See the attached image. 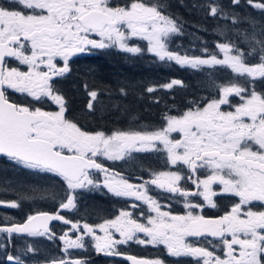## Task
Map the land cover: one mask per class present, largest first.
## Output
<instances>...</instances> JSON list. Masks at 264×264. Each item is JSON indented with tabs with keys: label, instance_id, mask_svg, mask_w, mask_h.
I'll list each match as a JSON object with an SVG mask.
<instances>
[{
	"label": "snow or ice",
	"instance_id": "obj_1",
	"mask_svg": "<svg viewBox=\"0 0 264 264\" xmlns=\"http://www.w3.org/2000/svg\"><path fill=\"white\" fill-rule=\"evenodd\" d=\"M240 4L241 0H231L233 7L227 8L219 0H203L192 5L217 21L223 37L216 41V51L205 42L201 55H196L171 47L172 37L183 34V25L164 5L151 0H0V157L49 181L44 187L17 185L19 199L0 200V206L19 209L20 202L44 199L45 194L59 203L54 213L35 211L23 222L5 214L0 223V264H28L35 258L40 248L27 238L61 241L62 255L37 264H88L70 250L87 249L89 243L96 253L122 257L130 264H167L160 257L122 251L130 241L162 245L169 257L178 258L176 264L179 258H191L190 264H264V91L257 90V81L264 82V24L258 26L250 14L237 13ZM247 4L264 16V0ZM243 21L251 28H242ZM144 41L146 47L139 43ZM111 49L132 56L147 53L198 72L230 70L232 75L222 83L210 75L212 94L190 101L176 115L165 113L158 127L116 129L111 134L89 131L66 116L57 84L71 73L73 58ZM176 86H183V81L172 79L159 87ZM84 88L90 111L96 110L101 95H112V89H90L87 82ZM155 91L157 87H147L148 93ZM17 94L22 102L13 98ZM119 94L127 95L124 86H119ZM45 99L58 110L37 106ZM135 154L157 155L165 170H149L151 179L137 177L142 182L134 184L98 162L99 157L130 162ZM57 185L62 196L55 191ZM151 185L173 194L171 199L182 197L185 212L162 211L159 199L149 194ZM101 187L117 198L142 202L147 212L133 203L131 210L122 208L95 226H81L61 214V209H77L78 189ZM221 196L232 200L222 215L201 214L206 207L216 209ZM51 221L71 223V228L57 237ZM16 239H25V246L17 248Z\"/></svg>",
	"mask_w": 264,
	"mask_h": 264
},
{
	"label": "flooded vegetation",
	"instance_id": "obj_2",
	"mask_svg": "<svg viewBox=\"0 0 264 264\" xmlns=\"http://www.w3.org/2000/svg\"><path fill=\"white\" fill-rule=\"evenodd\" d=\"M112 2L117 3V2H122V0H112ZM151 2L164 5L165 11L170 14L171 4L169 0H151ZM196 36L199 35L194 33L191 29H184L183 34L175 35L172 37L171 47L173 49L179 48L181 51L184 50L194 51L196 55H201L200 52L201 47H196V44L198 43L197 41H195L197 40ZM139 43H141L143 46L146 47L147 44L146 41ZM215 44L216 42L211 43V45H214V47H208L210 51H216ZM99 54H102L101 56L102 64L100 65L101 67L102 66L109 67L110 69L111 68L115 69L120 73H129L133 77H136L137 75H144L142 81L139 82L145 86V89L141 91V95L142 96L145 95L151 98L152 100L159 101L157 102L158 103L157 116L159 118H163L165 113L176 115L184 111L186 107L189 105L190 101L193 100L200 101L203 97H207L211 95L213 92V85L211 79L209 78L210 75L212 79H215L217 81V83L224 82L229 76L232 75L230 70H221L216 73H211V71L208 69H205L203 72H198L190 68H182L174 62L171 63L160 62L147 53L144 56H132L131 54L121 53L116 49L98 50L93 55L90 56L73 58V62L71 63V69H72L71 73L68 74L65 78L60 79L59 83L57 84V87L60 89V92L62 93L64 99L66 98L65 97L66 86L74 87L72 85V83L74 82V78L77 77V74L81 70V68H84L86 66V64L82 62L87 61L89 59H93ZM159 69L165 70L169 77L167 80L165 76L158 77L157 78V80L159 81L158 86L170 82L172 79H179L183 81L182 87L185 86L191 88L195 87V89L197 90V94H194V90H193L192 93L189 95L183 94V95L175 96L173 95L172 92H170V89H164L167 91V93L164 95H160L156 93L157 97L155 98L154 97L155 92L148 93L147 87L149 86L156 87L154 81L156 77V70ZM82 90H84L85 92L84 84H82L81 86L80 93ZM257 90L264 91V82L257 81ZM132 94H133L132 92L127 91L126 96H121L119 94V87H118V91L114 92V95H111V97L108 96V98H117L120 101L127 102L130 101V99L132 98ZM13 98L16 99L17 102L23 101V98L20 97L18 94L14 95ZM89 99L90 97H85L86 102H89ZM238 100H239L238 97L235 98V101L238 102ZM37 106L42 107L44 110L47 111L58 110V106L48 99H45L41 104ZM114 108L118 109L119 105L118 107H114ZM115 114L116 112L115 110H113L111 112L103 114V117H108ZM126 114L127 113H123L122 111L120 115L116 117V120H119L120 122H118L116 124L117 126L115 127H104L101 129L98 128V129H87V130L89 131L102 130L108 134H111V132L116 129L128 130L132 128H140L138 126L139 125L138 119L148 118L151 115L155 114V112L152 107H148V110L145 111L143 114L134 116L133 118H129V116H127ZM66 116L67 117L69 116L68 118L76 117L72 115L71 112H69V114L66 113ZM122 120H126V122H121ZM146 127H154V126L147 125ZM173 135L176 134L174 133ZM135 155H136V159L130 162H121V161L113 162L105 159L104 157H99L98 162H101L105 167L120 172L122 175L126 177H130V182L134 184H139L142 182V180L137 179V177H142L143 179H151L149 170H156V171L165 170L163 160L160 159L157 155L155 154H135ZM169 167L171 168L172 166ZM97 175L99 176V174ZM100 179L102 181L103 177L100 176ZM181 183H186L189 190L191 191L195 190V186L192 185L190 182L182 181ZM150 187L152 191L149 194L159 199V202L162 205L161 208L162 211H171L172 214H183L185 212L182 197L177 196L176 199H171L173 194L163 192L162 190L157 189L154 185H151ZM77 193H78L77 209L74 210L61 209L60 212L71 222L79 221L81 226L85 222L93 226L102 223L104 218H113L114 215L118 214V211L122 208H128L129 210H131L130 206L133 203L140 205L144 209V211L147 212V206L143 205L142 202L135 201L133 198H117L112 194H110L107 191V189L103 187H101L99 190L78 189ZM81 195L83 197H82V201L80 202ZM214 199L217 198L214 197ZM217 203H218V207L216 209L206 207L202 212L200 209H197V212H201V214L209 217L222 215L223 212L231 206L232 200L224 196H221L219 199H217ZM55 206L56 208L54 209V211H51L52 213H54L59 208V203H57ZM136 215L139 216V211H137ZM53 227H55L56 230H53ZM50 228L52 229V231H54L57 234V237H59L66 230L71 228V223L65 225L63 224L62 221H52ZM98 234L100 233L98 232ZM137 235L143 238V233H138ZM73 238H75V236H73ZM188 239H193V238H188ZM208 239L211 240L213 238L209 237ZM41 240L42 238H27L28 242H39ZM85 240L90 241L91 238L85 237ZM50 242H51L50 243L51 248L54 249L53 254H55V256L62 255L61 241L57 238L55 240H50ZM121 249L122 251L131 255H135L137 257H144V258L160 257L164 259L167 262V264H176L178 259L174 257H169L162 245L155 247L152 245L144 246L130 241L127 245H122ZM70 251L78 253L79 258L86 259L88 261V264H130L129 261L123 259L122 257H107L103 254L96 253L95 250L91 247L90 243L87 249L70 250ZM35 259L38 258L35 257L33 259H28V263L36 262L34 261ZM190 260L191 258H179V264H190Z\"/></svg>",
	"mask_w": 264,
	"mask_h": 264
},
{
	"label": "trees",
	"instance_id": "obj_3",
	"mask_svg": "<svg viewBox=\"0 0 264 264\" xmlns=\"http://www.w3.org/2000/svg\"><path fill=\"white\" fill-rule=\"evenodd\" d=\"M169 2L171 4L170 14L177 18L179 22L182 21L183 30L191 29L194 33L199 35L196 36L197 40L195 41L198 42L196 47H203L205 42L207 47H214V45H211V43H214L219 39H223L221 35V29L217 28V21L210 17H206L203 12L194 10L192 8L194 3H201L203 0H169ZM219 2L226 4L224 6L227 8L233 7L231 5V0H219ZM235 11L241 15L250 14L251 17L255 18L258 26L260 24H264V16L261 15L259 10L248 5L247 0H241L240 6L236 7ZM220 23L222 28L223 22ZM241 27L250 29L251 24H249L247 21H243ZM241 47L244 49L247 48V46L242 42ZM101 56L102 54H99L93 59L82 62L86 64V66L81 68L77 74V77L74 78V82L72 83L74 87L66 86V113L69 114V112H71L72 115L76 116L70 117L69 119L78 122V124L85 129L115 127L117 126L116 124L120 122L119 120H116V117L120 115L122 111L123 113H127L126 115L129 116V118H133L134 116L143 114L148 110V107H152L155 114L148 118L138 119V126L146 127L147 125H154L158 127L161 124L163 118H159L157 116V101L152 100L148 96L141 95V91L145 89V86L139 82L142 81L144 75H137L136 77H133L129 73H120L119 71H116L112 68L110 69L109 67H101ZM164 76L166 80L169 77L165 70H156L154 82L155 86L157 87V91H155V98L157 97V94L164 95L167 93L166 90L158 86L159 81L157 78ZM85 82L89 84L90 89H98L102 91L105 88H110L112 89V95H114V92L118 91L119 86H124L127 91L133 93L132 98L130 101L125 102L120 101L117 98H108L109 95L105 93L100 97L101 102L96 103V110L90 111L87 107L88 102L85 101V97H89L88 93L85 91V94L84 90H82L80 93L81 86L82 84H85ZM193 90L194 94H197L195 87L191 88L188 86H179L170 89V92H172L173 95L178 96L183 94L189 95ZM114 104L119 105V108H114ZM113 110L116 112L115 115L103 117V114ZM121 122H126V120H122ZM19 184L44 187L48 186L49 181L46 177L32 175L25 170L16 169L7 161L5 157H0V200L17 201L19 198L14 189ZM8 185H11V187H8L7 190H5L6 186ZM55 191H59L60 195H63L60 185L56 186ZM82 197L83 196L81 195L80 202L82 201ZM20 203L21 207L19 209L0 206V223L4 221L5 214H7L9 217L15 218V220L19 222L25 219L28 214L34 213L35 211H54L56 208L55 205L58 202H54L52 199L47 197V194H45L44 199L38 198L35 200H24ZM53 230H56V228L53 227ZM50 243V240L45 238H42V240L39 242H35V244L40 248V252L36 258L39 260H44L46 257L55 256V254H53L54 249L51 248ZM17 248H19V246ZM3 259L4 254L0 252V262H2Z\"/></svg>",
	"mask_w": 264,
	"mask_h": 264
},
{
	"label": "rangeland",
	"instance_id": "obj_4",
	"mask_svg": "<svg viewBox=\"0 0 264 264\" xmlns=\"http://www.w3.org/2000/svg\"><path fill=\"white\" fill-rule=\"evenodd\" d=\"M223 5H226V4H223ZM195 35V34H194ZM219 40H221V42L223 41V39H219ZM100 235H102V233H100ZM118 237V236H117ZM25 239H16V244L19 246V247H21V248H23L24 246H25Z\"/></svg>",
	"mask_w": 264,
	"mask_h": 264
},
{
	"label": "water",
	"instance_id": "obj_5",
	"mask_svg": "<svg viewBox=\"0 0 264 264\" xmlns=\"http://www.w3.org/2000/svg\"><path fill=\"white\" fill-rule=\"evenodd\" d=\"M45 212H49V211H45ZM49 213H50V212H49ZM50 214H51V213H50ZM25 219H26V218H25ZM25 219H24V220H25ZM24 220H22V221H20V222H23ZM51 222H52V221H51ZM51 222H49V225H50ZM28 264H37V262L28 263Z\"/></svg>",
	"mask_w": 264,
	"mask_h": 264
}]
</instances>
